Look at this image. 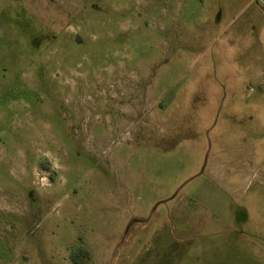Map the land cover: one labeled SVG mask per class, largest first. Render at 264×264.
I'll use <instances>...</instances> for the list:
<instances>
[{"label": "rangeland", "instance_id": "374dc122", "mask_svg": "<svg viewBox=\"0 0 264 264\" xmlns=\"http://www.w3.org/2000/svg\"><path fill=\"white\" fill-rule=\"evenodd\" d=\"M0 264H264V0H0Z\"/></svg>", "mask_w": 264, "mask_h": 264}]
</instances>
